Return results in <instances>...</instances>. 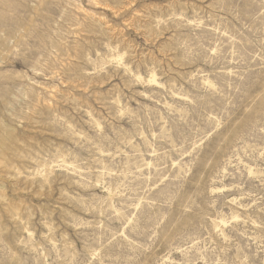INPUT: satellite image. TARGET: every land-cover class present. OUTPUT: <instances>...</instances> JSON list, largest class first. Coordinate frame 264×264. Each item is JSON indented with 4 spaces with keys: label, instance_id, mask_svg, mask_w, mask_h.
<instances>
[{
    "label": "rangeland",
    "instance_id": "rangeland-1",
    "mask_svg": "<svg viewBox=\"0 0 264 264\" xmlns=\"http://www.w3.org/2000/svg\"><path fill=\"white\" fill-rule=\"evenodd\" d=\"M0 264H264V0H0Z\"/></svg>",
    "mask_w": 264,
    "mask_h": 264
},
{
    "label": "bare ground",
    "instance_id": "bare-ground-1",
    "mask_svg": "<svg viewBox=\"0 0 264 264\" xmlns=\"http://www.w3.org/2000/svg\"><path fill=\"white\" fill-rule=\"evenodd\" d=\"M118 56L121 58L120 55H118ZM148 80H149V82H151V83H158V82H157V78H156V74H155V73H152Z\"/></svg>",
    "mask_w": 264,
    "mask_h": 264
}]
</instances>
